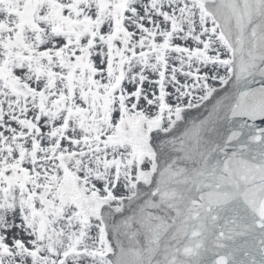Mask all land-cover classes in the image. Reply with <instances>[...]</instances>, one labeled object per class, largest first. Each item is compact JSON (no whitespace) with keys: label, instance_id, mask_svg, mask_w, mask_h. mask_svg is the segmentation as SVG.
<instances>
[{"label":"snow or ice","instance_id":"obj_1","mask_svg":"<svg viewBox=\"0 0 264 264\" xmlns=\"http://www.w3.org/2000/svg\"><path fill=\"white\" fill-rule=\"evenodd\" d=\"M0 264H264V0H0Z\"/></svg>","mask_w":264,"mask_h":264}]
</instances>
